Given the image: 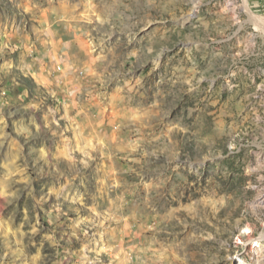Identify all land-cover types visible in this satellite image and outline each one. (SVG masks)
<instances>
[{
  "label": "rangeland",
  "instance_id": "1",
  "mask_svg": "<svg viewBox=\"0 0 264 264\" xmlns=\"http://www.w3.org/2000/svg\"><path fill=\"white\" fill-rule=\"evenodd\" d=\"M264 0H0V264H264Z\"/></svg>",
  "mask_w": 264,
  "mask_h": 264
},
{
  "label": "bare ground",
  "instance_id": "2",
  "mask_svg": "<svg viewBox=\"0 0 264 264\" xmlns=\"http://www.w3.org/2000/svg\"><path fill=\"white\" fill-rule=\"evenodd\" d=\"M251 16V20L254 23L255 26H258L260 28H264V19L254 15V14H250Z\"/></svg>",
  "mask_w": 264,
  "mask_h": 264
}]
</instances>
